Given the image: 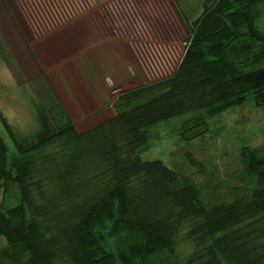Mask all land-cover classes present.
Masks as SVG:
<instances>
[{
    "label": "trees",
    "instance_id": "obj_1",
    "mask_svg": "<svg viewBox=\"0 0 264 264\" xmlns=\"http://www.w3.org/2000/svg\"><path fill=\"white\" fill-rule=\"evenodd\" d=\"M185 43L170 76L85 130L38 109L19 138L1 116L0 264H264V144L242 140L226 181L209 151L213 119L264 107V0H207ZM179 116L170 164L144 158Z\"/></svg>",
    "mask_w": 264,
    "mask_h": 264
},
{
    "label": "rangeland",
    "instance_id": "obj_2",
    "mask_svg": "<svg viewBox=\"0 0 264 264\" xmlns=\"http://www.w3.org/2000/svg\"><path fill=\"white\" fill-rule=\"evenodd\" d=\"M206 2L0 0V135L11 154L1 116L19 138L39 129L38 109L82 131L114 115L120 92L170 76ZM186 117L154 125L143 157L170 164ZM211 123L220 131L209 151L226 181L242 140L264 144V107L248 103ZM190 248L181 241L180 255Z\"/></svg>",
    "mask_w": 264,
    "mask_h": 264
},
{
    "label": "crops",
    "instance_id": "obj_3",
    "mask_svg": "<svg viewBox=\"0 0 264 264\" xmlns=\"http://www.w3.org/2000/svg\"><path fill=\"white\" fill-rule=\"evenodd\" d=\"M95 5H97L98 3H100V0H94Z\"/></svg>",
    "mask_w": 264,
    "mask_h": 264
}]
</instances>
